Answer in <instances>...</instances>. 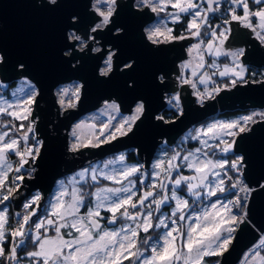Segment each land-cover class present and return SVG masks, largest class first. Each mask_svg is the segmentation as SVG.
Segmentation results:
<instances>
[{
	"label": "snow or ice",
	"instance_id": "1",
	"mask_svg": "<svg viewBox=\"0 0 264 264\" xmlns=\"http://www.w3.org/2000/svg\"><path fill=\"white\" fill-rule=\"evenodd\" d=\"M61 2L42 0V4L51 8ZM85 2L86 18L72 14L64 21L61 53L67 57L63 59L66 65L71 64L76 70L77 48L81 53L91 50L103 61L99 76L110 80L116 71L114 61L118 52L110 43L105 50L100 41L113 33V39L125 34V27L117 22L121 12L132 18L151 12L161 17L159 26L144 30L151 45L195 41L186 49L191 59L175 65L174 81L169 80L168 70L160 68L154 73L153 86L165 91L173 82L179 88L188 86L200 107L216 100L222 92L249 83L241 58L252 53H246L243 47L233 50L226 42L248 44L251 41L247 37L251 34L264 48V0ZM217 15L222 17V22L212 25L210 20ZM169 21L173 25L186 21L183 32L176 35L174 28L167 25ZM233 24L247 31L234 32ZM154 51L165 50L156 47ZM206 57H211L210 63ZM220 57L229 63L221 67L217 62ZM4 64L5 57L0 52V71L5 72ZM122 64L121 74L130 73L136 61L129 58ZM189 69L192 78L187 74ZM201 69L205 71L198 75ZM27 71L24 63H17L13 73ZM82 88L79 83L60 87L56 92L57 103L64 110L76 108ZM127 88L133 90L135 82L129 80ZM39 95L38 89L29 86L22 96L0 98V206L18 195L22 185L34 178L44 157L46 142L37 134L34 117ZM166 102L176 109L173 115L178 118L184 115L180 92L167 96ZM132 103L130 115L117 120L111 113L119 114L120 105L115 99H105L103 111L109 114L108 122L101 124L98 131L96 124L85 121L74 125L67 151L76 154L134 134L148 109L143 96H135ZM154 119L164 124L176 122L163 115ZM262 123L264 108L236 119L202 123L185 137L196 141L197 147L174 150L171 156L162 153L153 161L150 173L139 163L125 164L124 154L105 161L103 166L89 165L67 180L57 181L59 187L42 217L36 212L42 196L39 192L33 195L23 205L24 214H16L15 226L10 223L8 208L0 207V264H221L218 258L229 253L238 232L251 222L253 194L264 192V174L255 180L249 177V157L240 148ZM85 128L88 134L84 133ZM117 162L123 166L108 170ZM102 181H109L112 186ZM85 186L91 190H85ZM165 205L170 208L169 214L156 215ZM82 208L86 211H81ZM28 241L32 250L21 256ZM243 264H264V234L246 253Z\"/></svg>",
	"mask_w": 264,
	"mask_h": 264
},
{
	"label": "water",
	"instance_id": "2",
	"mask_svg": "<svg viewBox=\"0 0 264 264\" xmlns=\"http://www.w3.org/2000/svg\"><path fill=\"white\" fill-rule=\"evenodd\" d=\"M86 9L85 0H63L55 8L47 4L37 6L35 0H0V52L5 57V72L0 71V80L12 84L25 76L39 90L34 117L37 119V134L46 142L44 157L39 161L34 178L27 180L19 194L11 199L15 210H19L23 200L34 191L41 193L42 200L37 208L41 209L58 178L108 155L134 149L138 160L144 168H148L162 143L173 145L187 129L202 123L207 117L216 116L222 111L264 107V83H252L251 80H248L247 85H238L231 91L220 93L216 100L207 101L204 107L195 103L188 86L179 88L173 82L168 91L154 87L153 76L160 68L168 70L169 80L174 81L172 73L175 65L186 58V46L192 40L151 45L144 36V27L155 19V14L151 12L140 18H132L121 12L117 22L125 27V34L113 39V33L100 41L105 50L110 43L118 52L114 61L116 71L110 80L99 76L102 60H98V54L91 50L81 53L77 48L79 64L73 70L71 64L66 65L63 61L67 57L61 53L64 21L72 14L86 18ZM232 28L234 32L247 31L237 24H233ZM247 39L251 43L230 40L226 46L232 49L244 44L246 53L252 55L241 58L242 62L255 68H264V48L251 34ZM156 47L165 51L156 52ZM129 58L136 61V66L132 72L121 74L122 61L126 62ZM17 63H24L28 71L13 73ZM71 80H78L83 85L81 100L76 108L61 111L54 90L59 84ZM129 80L135 82L133 90L127 88ZM177 91L181 94L184 115L172 119L176 121L174 123L156 121L154 117L166 106L164 94ZM135 96L144 97L148 110L142 122H138L134 134L119 137L99 148L82 149L76 154L67 151L68 133L76 120L95 110L105 99H115L120 111L129 113L134 106L132 101ZM240 148L249 157V177L258 179L264 174V123L256 126V131L242 142ZM250 217L251 222L238 232L229 253L220 258L221 264H237L243 253L264 234V192L253 194Z\"/></svg>",
	"mask_w": 264,
	"mask_h": 264
},
{
	"label": "rangeland",
	"instance_id": "3",
	"mask_svg": "<svg viewBox=\"0 0 264 264\" xmlns=\"http://www.w3.org/2000/svg\"><path fill=\"white\" fill-rule=\"evenodd\" d=\"M169 11H171V9H169ZM161 16H163V14H161ZM160 20H161V17H157L156 15H155V19L152 21V22H150V23H148V24H146V26L144 27V30H145V28H151V27H156V26H159L160 25ZM170 24H171V22L169 21V22H167V25L169 26V27H171L170 26ZM195 41H191L190 42V44L191 43H194ZM189 44V45H190ZM188 45V46H189ZM96 45H93V47H95ZM79 49V48H78ZM188 59H191L189 56H188V54H187V52H186V58H184L183 60H188ZM225 63H228V61H226ZM224 63V64H225ZM101 66H103V61H102V63H101V65H100V67ZM222 66H223V64H222ZM221 66V67H222ZM99 67V68H100ZM187 71V74L189 75V77L190 78H192L191 77V70L189 69V70H186ZM203 71H205L204 69H201V70H199V72H198V75L200 74V72H203ZM207 71H212V70H210V69H207ZM98 72H99V70H98ZM72 83H79V84H81V82L80 81H78V80H71V81H68V82H64V83H62V84H59L58 86H56V88H55V90H54V92H55V96H56V92H57V90L60 88V87H62V86H66V85H68V84H72ZM6 84L7 83H5V82H3L2 80H0V98H4V99H13V98H15V96H22L23 94H24V92H26V91H28L29 90V86H34L35 87V85L33 84V82H31L27 77H19L18 78V82H17V84H16V86L15 87H13V88H11L9 91H8V93H5V92H3L4 91V89H5V87H6ZM202 87V86H201ZM36 88V87H35ZM173 94V92H171V94H169V96L170 95H172ZM57 96H56V101H57ZM111 100V99H110ZM117 102V101H116ZM118 103V102H117ZM58 104V106L60 107V109H61V111H63L64 109H62L61 108V106L59 105V103H57ZM167 105L169 106V104L167 103ZM134 107V106H133ZM103 108H104V105H103V102L95 109V110H93V111H91V112H88V113H86V114H84L83 116H81L78 120H76L72 125H71V127H70V130H69V133L71 132V130H72V128H73V126L74 125H76V124H78L80 121H85V123L86 124H96V131H98L99 130V127H100V125L101 124H103V123H107L108 122V119H109V114L108 113H106V112H104L103 111ZM264 108V107H263ZM260 109H262V108H257V109H253V110H260ZM252 111V110H251ZM130 113H131V111L129 112V113H122L121 111H120V113L119 114H117V113H115V112H112L111 113V115H113V116H116L117 117V120H119L120 119V117H122V116H127V115H130ZM249 114V113H248ZM247 115V114H246ZM243 116V115H242ZM238 117H240V116H238ZM237 117H235V118H232V119H236ZM228 120V119H226V118H211V119H209V120H204L202 123H205V122H207V121H211V120ZM116 121H113V123H115ZM202 123H200L199 125H195V127H199ZM191 130H193V129H191ZM190 130V131H191ZM84 133L85 134H88L89 133V130L87 129V128H85L84 130ZM190 131H188V133L190 132ZM69 133H68V143H69V141H70V139H71V137L69 136ZM187 133V134H188ZM187 134L184 136V135H182V136H180L178 139V143H179V147H177L178 149H179V151H181V150H183V148H182V146H183V144H184V141L185 140H188V142L189 141H191L190 139H185V137L187 136ZM172 146V145H171ZM186 150V149H185ZM168 150H161V151H158V153L156 154V156L154 157V159H152V161H151V163H150V165H149V167L148 168H145V169H148L149 170V173L151 172V165H152V163H153V161L155 160V159H157V158H160L161 157V155H162V153H164V152H167ZM120 154H124L125 155V151H122V152H119V153H116V154H112V155H108V156H106L105 158H103V159H100V160H97V161H94V162H92L91 164H89V165H98V166H103V164H104V162L105 161H108V160H114L116 157H118ZM167 154H168V156H171L172 155V153H170V152H167ZM124 163L125 164H135V162H128L126 159H125V161H124ZM89 165H86V166H84V167H80V168H78V169H76V170H74L73 172H70V173H68V174H66V175H64V176H62V177H60V178H58L57 180H56V183H55V185H54V188H53V190H52V192H51V195L49 196V197H47V199H46V201H45V206H44V213H42L41 212V210H38V209H36V212H37V216L38 217H42L44 214H45V212H46V210H47V208H48V201L50 200V198H51V196L56 192V190L58 189V187H59V185L57 184V181H59V180H67V178L68 177H70L71 175H73L75 172H77V171H79L80 169H82V168H86V167H89ZM141 165H142V162H141ZM123 166V164H121L120 162H117L116 164H113V165H110L109 166V169L108 170H111V169H114V168H121ZM149 183L151 182V178L149 177V181H148ZM89 183H91L90 181H89ZM102 183L103 184H108V185H110V186H112L111 185V182H109V181H102ZM85 190H91V189H89L87 186H85ZM37 192H39V191H34L30 196H28L27 198H25L24 200H23V202L21 203V207L28 201V200H30L31 199V197L33 196V195H35ZM40 193V192H39ZM41 194V193H40ZM4 206H6L7 208H8V212H9V216L11 215V217H10V222H11V219L13 218V216L14 215H16L17 213H20L21 215H23L24 214V208L22 207V209H21V207H20V209L21 210H15L14 209V205H13V203H12V200L10 199L9 201H6L5 202V205H3L2 207H4ZM43 206V205H42ZM81 211H86V209H81ZM162 215H165V213H161ZM160 214V215H161ZM157 215V214H156ZM151 235H153L152 233H151ZM154 235H155V233H154ZM8 244H9V246L11 245V240L9 239L8 240ZM30 250H32V248L30 249ZM30 250H26V249H24L23 251H21L20 252V255L21 256H24L25 255V253L27 252V251H30ZM220 259V258H219Z\"/></svg>",
	"mask_w": 264,
	"mask_h": 264
},
{
	"label": "trees",
	"instance_id": "4",
	"mask_svg": "<svg viewBox=\"0 0 264 264\" xmlns=\"http://www.w3.org/2000/svg\"><path fill=\"white\" fill-rule=\"evenodd\" d=\"M224 7L227 8L228 5L225 4ZM221 18L222 17H220L219 15H217V16L213 17L210 20V23L212 25H215V24H217V22ZM185 25H186V21L182 22L181 24H177V25L170 24V26L174 28V31H175V34L176 35H180L183 32V29H184V26ZM246 78L248 80H251V81H253V80L257 81V80H259L261 78H264V68H255V67H252V66H248L247 67V72H246ZM17 82H18V79L16 81H14L12 84H6V87H5V89H4L3 92L8 93V91L11 88H13V87L16 86ZM167 96H169V93H168ZM253 109H257V108L236 109L234 111H222V112L218 113V115H216V116H213L212 115V116L207 117L206 120H209L211 118H226V119H232V118H235V117H238V116L246 115V114L250 113L251 110H253ZM174 112H176V109H173L170 106H168L167 105V102H166V106L163 107L160 110V112L158 113V115H163L165 117V119L172 120V119H175L177 117V115H173ZM199 124H196V125H199ZM178 140L179 139H177L172 146H168L165 143L161 144L157 148V150H156V152L154 154V157L156 156V154L158 153V151H161V150H168L167 152L172 153L173 152L172 150L174 149V147H179ZM188 146L195 148V147L198 146V143L196 141H192L191 140V141L188 142ZM154 157H153V159H154ZM125 159L128 162H135V163L141 164V161L138 160V158L136 156V152H135L134 149H129V150H126L125 151ZM50 195H51V193L49 194V196ZM44 206H45V204H43V206L41 207V209H39V210H41L42 213H44ZM0 207H2V206H0ZM22 207H21V209H22ZM21 209H19V210H21ZM169 212H170V208L167 205L162 206V212L161 213H165V215H168ZM161 213H157V215H160ZM9 217H11V215ZM151 233L153 234V236L157 235L156 232H151ZM154 233H155V235H154ZM141 235L143 236L144 234H141ZM7 243H8V241H7ZM31 248H32L31 241H28V246L25 249L26 250H30ZM208 259L210 260V262L212 261V258H208Z\"/></svg>",
	"mask_w": 264,
	"mask_h": 264
},
{
	"label": "built area",
	"instance_id": "5",
	"mask_svg": "<svg viewBox=\"0 0 264 264\" xmlns=\"http://www.w3.org/2000/svg\"><path fill=\"white\" fill-rule=\"evenodd\" d=\"M222 22V18L217 22V24L218 23H221ZM262 79H264V78H261V79H259V80H262ZM259 80H257V81H259ZM199 87H201V86H199ZM203 88V86L201 87V89ZM191 93H192V89H191ZM167 95H168V93H165L164 94V97H163V99L166 101V97H167ZM195 128V125H192L189 129H187L182 135H186L187 133H188V131H190L191 129H194ZM181 135V136H182ZM163 144V143H162ZM182 148H183V150H192V149H194L193 147H189L188 146V140H185L184 141V144H183V146H182ZM179 151V149L177 148V147H174V149L172 150V151ZM11 225L12 226H15V224H16V215H14L13 216V218L11 219Z\"/></svg>",
	"mask_w": 264,
	"mask_h": 264
},
{
	"label": "crops",
	"instance_id": "6",
	"mask_svg": "<svg viewBox=\"0 0 264 264\" xmlns=\"http://www.w3.org/2000/svg\"><path fill=\"white\" fill-rule=\"evenodd\" d=\"M189 44H190V42H189ZM188 44V45H189ZM188 45L186 46V49H187V47H188ZM240 47H243L244 48V44H242V46H236V47H234V48H232L233 50H235L236 48H240ZM206 60L210 63L211 62V57H206ZM226 61H228L227 59H225L224 57H220V58H218V63L222 66V64H224ZM180 63V62H179ZM178 63V64H179ZM228 63H229V61H228ZM244 64V66H245V68L247 69V67L248 66H250V65H248V64H245V63H243ZM211 70V69H210ZM217 79H219V77H217ZM191 89V88H190Z\"/></svg>",
	"mask_w": 264,
	"mask_h": 264
},
{
	"label": "bare ground",
	"instance_id": "7",
	"mask_svg": "<svg viewBox=\"0 0 264 264\" xmlns=\"http://www.w3.org/2000/svg\"><path fill=\"white\" fill-rule=\"evenodd\" d=\"M258 243H259V239H258V241L256 242V244H258ZM252 247H253V246H252ZM252 247H250L249 249H247V250L243 253L241 259L239 260V262H238L237 264H243V261L245 260V257H246V253H249V250H250Z\"/></svg>",
	"mask_w": 264,
	"mask_h": 264
},
{
	"label": "clouds",
	"instance_id": "8",
	"mask_svg": "<svg viewBox=\"0 0 264 264\" xmlns=\"http://www.w3.org/2000/svg\"><path fill=\"white\" fill-rule=\"evenodd\" d=\"M35 4L37 6H41L42 5V0H35Z\"/></svg>",
	"mask_w": 264,
	"mask_h": 264
},
{
	"label": "flooded vegetation",
	"instance_id": "9",
	"mask_svg": "<svg viewBox=\"0 0 264 264\" xmlns=\"http://www.w3.org/2000/svg\"><path fill=\"white\" fill-rule=\"evenodd\" d=\"M172 74H174V73H172Z\"/></svg>",
	"mask_w": 264,
	"mask_h": 264
}]
</instances>
